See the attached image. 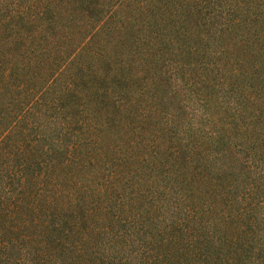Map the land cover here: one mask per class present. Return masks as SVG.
Returning a JSON list of instances; mask_svg holds the SVG:
<instances>
[{
  "label": "trees",
  "instance_id": "1",
  "mask_svg": "<svg viewBox=\"0 0 264 264\" xmlns=\"http://www.w3.org/2000/svg\"><path fill=\"white\" fill-rule=\"evenodd\" d=\"M0 264H264V0H0Z\"/></svg>",
  "mask_w": 264,
  "mask_h": 264
}]
</instances>
